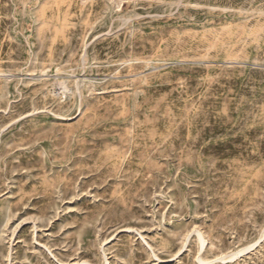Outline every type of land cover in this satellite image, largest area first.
Segmentation results:
<instances>
[{"label":"rangeland","instance_id":"rangeland-1","mask_svg":"<svg viewBox=\"0 0 264 264\" xmlns=\"http://www.w3.org/2000/svg\"><path fill=\"white\" fill-rule=\"evenodd\" d=\"M0 264H264V0H0Z\"/></svg>","mask_w":264,"mask_h":264},{"label":"bare ground","instance_id":"bare-ground-1","mask_svg":"<svg viewBox=\"0 0 264 264\" xmlns=\"http://www.w3.org/2000/svg\"><path fill=\"white\" fill-rule=\"evenodd\" d=\"M198 239H199V241L201 242V244H203L204 240H203V238H202V236H201L200 234H198ZM200 242H199V243H200ZM256 244H257V242H255V243H254L253 245H251L250 247H248V248H246V249H244V250L239 251L238 254H241V253H243V252L249 250L250 248L254 247ZM238 254H237V255H238ZM235 256H236V255H233V256L230 255V256H229V259H233ZM220 260L223 261L224 258H221ZM200 262H201V260H200Z\"/></svg>","mask_w":264,"mask_h":264}]
</instances>
